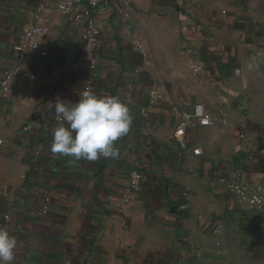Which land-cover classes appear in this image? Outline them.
Listing matches in <instances>:
<instances>
[{
	"label": "crops",
	"instance_id": "0c3cea01",
	"mask_svg": "<svg viewBox=\"0 0 264 264\" xmlns=\"http://www.w3.org/2000/svg\"><path fill=\"white\" fill-rule=\"evenodd\" d=\"M58 2L0 0V79L42 5L50 25L41 38L48 55L24 64L15 94L0 96V227L17 240L13 264H264V210L239 204L221 181L238 170L264 187V116L240 107L257 104L243 97L264 72V0L108 3L95 16L91 73L83 25L57 12ZM88 78L96 94L119 96L130 108L115 159L51 151L59 122L48 103L77 101ZM154 89L161 99L153 104ZM195 103L218 118L189 131L202 156L173 139L179 112ZM135 168L145 179L128 204ZM173 206H184L181 214H171Z\"/></svg>",
	"mask_w": 264,
	"mask_h": 264
},
{
	"label": "built area",
	"instance_id": "2783aa9c",
	"mask_svg": "<svg viewBox=\"0 0 264 264\" xmlns=\"http://www.w3.org/2000/svg\"><path fill=\"white\" fill-rule=\"evenodd\" d=\"M57 12L67 18L72 19L76 24L83 25V62L88 72H93L98 66L96 57V48L99 44L100 28L96 21V14L108 3H116L119 7H124L138 0H58ZM47 7L42 5L34 12L35 23L23 30L21 41L13 47L14 60L12 66L5 70L0 79V96L11 97L15 94V83L21 72L20 69L28 61L38 56L48 55L43 47L41 38L49 29V20L45 17ZM123 10V9H122ZM142 52H145L143 45H138ZM196 72L202 71V66L196 64L193 66ZM85 89H91L94 92V82L88 78L85 83ZM152 103L159 101L161 95L157 90L150 92ZM186 108L179 112V121L173 132V139L182 151H191L194 156H202L201 146H191L188 142L189 131L195 127L215 126L218 118L211 114L201 103L186 104ZM59 122V121H58ZM226 123V121H224ZM145 176L139 168L131 170L129 175V187L124 195L125 203H136L135 196L142 190ZM221 181L227 184L229 194L237 200L239 204L248 206L253 211L264 210V187L253 185L246 180L245 173L241 171H231L229 176L221 177ZM52 198L46 197L43 204V214H48L51 209ZM184 207V206H183ZM182 207V209H183ZM5 220H10V215L5 216ZM215 234H222L223 228H213Z\"/></svg>",
	"mask_w": 264,
	"mask_h": 264
},
{
	"label": "clouds",
	"instance_id": "9594fccd",
	"mask_svg": "<svg viewBox=\"0 0 264 264\" xmlns=\"http://www.w3.org/2000/svg\"><path fill=\"white\" fill-rule=\"evenodd\" d=\"M59 123L53 128L51 151L76 160L96 161L117 158L116 141L127 135L132 125V114L119 96L98 95L85 89L75 102L48 103ZM17 240L7 228L0 227V264H13Z\"/></svg>",
	"mask_w": 264,
	"mask_h": 264
},
{
	"label": "rangeland",
	"instance_id": "374dc122",
	"mask_svg": "<svg viewBox=\"0 0 264 264\" xmlns=\"http://www.w3.org/2000/svg\"><path fill=\"white\" fill-rule=\"evenodd\" d=\"M250 79H253V84H251L253 87H250V90L246 92L243 100L245 101L246 97L249 96L251 99L254 98L257 104L254 106H240L241 112L248 115L254 113L255 115L264 116V102H261V100H264V72L255 73Z\"/></svg>",
	"mask_w": 264,
	"mask_h": 264
},
{
	"label": "water",
	"instance_id": "95a60500",
	"mask_svg": "<svg viewBox=\"0 0 264 264\" xmlns=\"http://www.w3.org/2000/svg\"><path fill=\"white\" fill-rule=\"evenodd\" d=\"M183 206H173L171 208H169V212L171 214H174V215H178V214H181V209H182Z\"/></svg>",
	"mask_w": 264,
	"mask_h": 264
},
{
	"label": "trees",
	"instance_id": "16d2710c",
	"mask_svg": "<svg viewBox=\"0 0 264 264\" xmlns=\"http://www.w3.org/2000/svg\"><path fill=\"white\" fill-rule=\"evenodd\" d=\"M167 204L170 206V205H174V204H171V202L168 200L167 201ZM176 205V204H175Z\"/></svg>",
	"mask_w": 264,
	"mask_h": 264
}]
</instances>
